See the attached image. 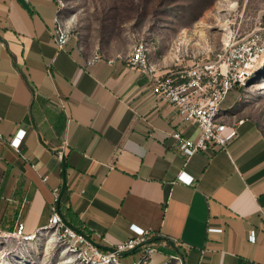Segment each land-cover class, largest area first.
Returning a JSON list of instances; mask_svg holds the SVG:
<instances>
[{"label":"crops","instance_id":"0c3cea01","mask_svg":"<svg viewBox=\"0 0 264 264\" xmlns=\"http://www.w3.org/2000/svg\"><path fill=\"white\" fill-rule=\"evenodd\" d=\"M56 8L54 0H0V231L23 223L32 234L55 206L103 250L132 237V226L148 231L157 246L149 264L179 254L183 264H264L257 124L224 109L228 95L221 113L236 135L187 158L172 134L195 139L198 126L153 95L130 54L88 53L75 37L58 49ZM18 130L25 131L19 152L9 145ZM62 160L66 186L57 203ZM180 172L193 182H179Z\"/></svg>","mask_w":264,"mask_h":264},{"label":"rangeland","instance_id":"374dc122","mask_svg":"<svg viewBox=\"0 0 264 264\" xmlns=\"http://www.w3.org/2000/svg\"><path fill=\"white\" fill-rule=\"evenodd\" d=\"M63 1L64 20L86 52L124 56L144 41L158 72H182L243 40L264 39V0ZM227 104L224 109L254 121L264 135V54ZM13 232L0 231V264H79L54 227L32 241Z\"/></svg>","mask_w":264,"mask_h":264},{"label":"built area","instance_id":"2783aa9c","mask_svg":"<svg viewBox=\"0 0 264 264\" xmlns=\"http://www.w3.org/2000/svg\"><path fill=\"white\" fill-rule=\"evenodd\" d=\"M54 1L57 8L53 37L57 48L62 49L73 37V33L64 20V1ZM263 54L264 39L251 38L231 45L217 54L212 61L198 63L182 72L170 70L161 73L150 61L147 44L138 41L130 52L128 63L149 76L151 91L159 101L168 102L184 120L194 122L198 126L199 133L195 139L184 138L179 132L172 134L179 143L180 151L190 158L198 152H214L218 148H223L236 135L235 126H228L223 121L222 104L232 90L247 85ZM98 60L100 57L95 56L92 61ZM237 123L241 124L243 120H238ZM24 136L25 131L18 130L10 138L9 145L19 152ZM177 180L188 185L193 182L184 172L178 174ZM53 227L59 231L60 239L68 242L73 248L79 264H125L121 257L137 247L142 249L141 256L130 264H149L157 252L156 243L148 242L150 233L135 226L130 229L132 237L118 242L110 248L111 250H103L92 239L67 225L55 206L51 208L48 222L34 233H26L23 223H19L13 233L19 240L32 241L37 233ZM207 231L221 233L222 229L208 228ZM248 240L255 241L254 231L249 233ZM163 264H183L182 255L170 256Z\"/></svg>","mask_w":264,"mask_h":264},{"label":"water","instance_id":"95a60500","mask_svg":"<svg viewBox=\"0 0 264 264\" xmlns=\"http://www.w3.org/2000/svg\"><path fill=\"white\" fill-rule=\"evenodd\" d=\"M63 161V160H62ZM62 175H63V185H62V188H61V191H60V194H59V197H58V200H57V203H59L60 201V198L65 190V186H66V183H65V168H64V161H63V166H62ZM108 250H111L110 248Z\"/></svg>","mask_w":264,"mask_h":264},{"label":"trees","instance_id":"16d2710c","mask_svg":"<svg viewBox=\"0 0 264 264\" xmlns=\"http://www.w3.org/2000/svg\"><path fill=\"white\" fill-rule=\"evenodd\" d=\"M233 92H234V90H232L231 93L229 94V98H230L231 96H233ZM148 242H150V239H149Z\"/></svg>","mask_w":264,"mask_h":264},{"label":"bare ground","instance_id":"6f19581e","mask_svg":"<svg viewBox=\"0 0 264 264\" xmlns=\"http://www.w3.org/2000/svg\"><path fill=\"white\" fill-rule=\"evenodd\" d=\"M32 240H34V239H32Z\"/></svg>","mask_w":264,"mask_h":264},{"label":"snow or ice","instance_id":"6c2138e0","mask_svg":"<svg viewBox=\"0 0 264 264\" xmlns=\"http://www.w3.org/2000/svg\"><path fill=\"white\" fill-rule=\"evenodd\" d=\"M185 179H187V178H185Z\"/></svg>","mask_w":264,"mask_h":264}]
</instances>
